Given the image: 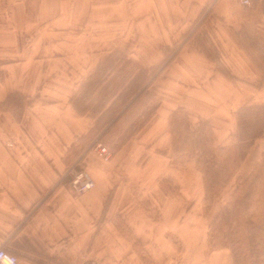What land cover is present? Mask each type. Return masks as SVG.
<instances>
[{
	"label": "crops",
	"instance_id": "crops-1",
	"mask_svg": "<svg viewBox=\"0 0 264 264\" xmlns=\"http://www.w3.org/2000/svg\"><path fill=\"white\" fill-rule=\"evenodd\" d=\"M171 48L152 87L161 103L117 152L128 145L132 162L143 143H163L171 158L168 120L176 112L207 122L216 146L239 144L238 113L264 106V0H0V241L21 264H146L145 257L221 264V255L222 264H234L229 237L209 246L201 233L180 238L173 263V246L159 242L166 240L149 213L154 196H142L148 212L140 216L139 193L150 187L121 183L93 150L81 159L91 189L76 195L64 178L91 142L93 124L72 99L110 52L125 53L136 73L160 64ZM263 155L264 129L219 191L236 193L247 179L263 191ZM128 166L134 176L136 163ZM243 207L246 213L247 201ZM260 227L248 220L253 250ZM259 239L264 264V234Z\"/></svg>",
	"mask_w": 264,
	"mask_h": 264
},
{
	"label": "rangeland",
	"instance_id": "rangeland-1",
	"mask_svg": "<svg viewBox=\"0 0 264 264\" xmlns=\"http://www.w3.org/2000/svg\"><path fill=\"white\" fill-rule=\"evenodd\" d=\"M174 52L175 49L171 48L160 64L148 72L136 73L135 65L125 53L110 52L107 63L101 66L72 99L73 106L93 122L89 131L91 142L80 148L79 157L72 164L74 163L79 170L88 172L81 166L83 164L81 159L89 150L98 154L96 145L100 143L107 148L108 157L105 159L98 155L111 167L116 168L115 175L121 179V183L143 185L145 188L149 186L150 192L139 193L140 216H143V211L148 212L142 196L147 194L154 196L155 207L150 208L149 213L155 217L158 232L166 240L159 242L166 243L169 247L173 246L175 254L171 257L173 263L179 260L182 245L180 238L189 242L195 238L196 233H201L209 246L218 241L222 245L225 238L228 240L229 237L227 246L230 244L233 247L234 264H261L259 236L261 238L264 234V186L263 191H260L247 179L236 193L228 195L224 191H219L223 178L235 167L233 159L240 148L229 152L225 148L228 145L216 146L207 122H199L194 117L192 121L189 119L186 121L179 115L169 118L167 141H170V144L167 145L169 149L171 148L169 150L171 158L164 156L163 143L153 146L141 144L139 147L141 157L133 162L128 160V145L124 147L125 150L119 157L117 156L124 143L145 127L161 103L163 96L153 97L152 87L155 86L156 78L165 66L167 58L169 59ZM132 71L135 78L131 75L127 78L126 74ZM13 103L21 105L18 98H14ZM119 158L121 161L118 162ZM132 163H136L134 176L131 166H128ZM261 164L264 171V161H261ZM66 170L64 178L69 185L71 176ZM217 172L221 174L218 188L210 183ZM152 176H155V182H151ZM234 193L235 195L238 193L237 197ZM236 198L237 203L227 211L225 208L227 203ZM241 199L247 201L246 213L239 203ZM219 213H222V217L217 219ZM248 220L262 226L255 229V251L253 247L248 246L246 240L245 229ZM233 221L237 223L236 227ZM140 246L142 247V244ZM222 260L221 255V264ZM144 261L146 264H153L147 257Z\"/></svg>",
	"mask_w": 264,
	"mask_h": 264
},
{
	"label": "trees",
	"instance_id": "trees-1",
	"mask_svg": "<svg viewBox=\"0 0 264 264\" xmlns=\"http://www.w3.org/2000/svg\"><path fill=\"white\" fill-rule=\"evenodd\" d=\"M256 108L257 109H253V107L252 108H249L248 110L243 109V110H241L238 113V134H237V137L238 138L237 139L239 141V144L228 145L225 148L228 149L229 152H230V150H235V149H239V148L240 149L238 150L237 154L234 156V159H233V164H234L235 167H234V169H231L230 173L227 174L223 178L222 183H221L222 186L229 179L230 175L235 170L238 162L243 158L244 153H245V150L247 149V147L249 145V140H252L253 138L261 135V133L263 132V129H264V106H260V107H256ZM249 110L250 111L253 110V111L252 112H249ZM254 110H256V111H254ZM178 115L179 116H183L184 119L186 121H188L186 115L184 113H182V112L173 113L170 116V119H172L173 116L175 117V116H178ZM220 178H221V174L217 172V174H215L212 177L210 183H212V185H214L216 188H218V187H220L218 185V183L220 182ZM237 194L234 195V196L237 197ZM236 200H237V198L234 199V200H231L225 206V208L227 209V211L229 210V208H232V206H234L237 203ZM239 203L241 204V208H243L244 200L241 199V201H239ZM228 214H229V212H228ZM221 217H222V213H219L217 219H220ZM233 223H234V226L236 227L237 226V223L235 221H233Z\"/></svg>",
	"mask_w": 264,
	"mask_h": 264
},
{
	"label": "built area",
	"instance_id": "built-area-1",
	"mask_svg": "<svg viewBox=\"0 0 264 264\" xmlns=\"http://www.w3.org/2000/svg\"><path fill=\"white\" fill-rule=\"evenodd\" d=\"M240 3L244 6H248L251 4L252 0H239ZM96 150L100 156H103L105 159L108 157V151L105 146L98 143L96 145ZM70 174L71 178L69 180V185L71 189L75 192V194L83 193L88 191L93 185L94 180L91 175L84 171L79 170L77 166L71 164L67 167L66 172ZM0 264H21L19 257L15 254L7 250L3 241H0ZM84 264H102L97 260H89Z\"/></svg>",
	"mask_w": 264,
	"mask_h": 264
}]
</instances>
